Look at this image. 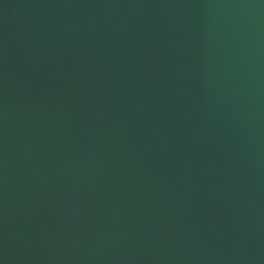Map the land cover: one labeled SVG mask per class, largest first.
Returning a JSON list of instances; mask_svg holds the SVG:
<instances>
[{
    "label": "water",
    "instance_id": "1",
    "mask_svg": "<svg viewBox=\"0 0 264 264\" xmlns=\"http://www.w3.org/2000/svg\"><path fill=\"white\" fill-rule=\"evenodd\" d=\"M0 264H264V0H0Z\"/></svg>",
    "mask_w": 264,
    "mask_h": 264
}]
</instances>
